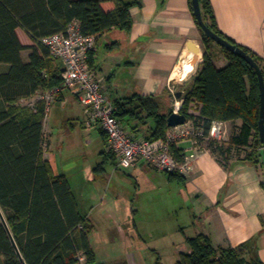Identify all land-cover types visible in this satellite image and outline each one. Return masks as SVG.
<instances>
[{"label": "trees", "instance_id": "1", "mask_svg": "<svg viewBox=\"0 0 264 264\" xmlns=\"http://www.w3.org/2000/svg\"><path fill=\"white\" fill-rule=\"evenodd\" d=\"M198 2L203 24L249 55L264 81V58L223 35L210 1ZM134 4L125 0H0V210L23 264H78L79 254L89 264L95 262L88 240L93 226L79 214L66 177L54 174L43 158L44 103H21L37 93L62 88V67L41 40L64 32L74 21L83 35L96 39L113 29L129 32L130 9ZM195 22L201 34L202 59L191 83L182 91L178 113L206 133L213 121H240L239 127H232L226 144L208 140L201 145L224 168L231 151L244 152L243 160L257 165L262 152L257 74L243 59L217 46ZM18 29L33 46L20 43ZM25 50L30 51L26 62L21 57ZM218 55L226 61L222 68L215 66ZM192 104H196V116L189 114ZM113 105L114 116L132 138L137 139L138 123L145 125L151 121L154 128L144 139H164L169 129L166 119L172 112L162 114L154 98L135 94ZM101 134L106 140L105 134ZM172 154L178 161L183 160L180 151L172 149ZM106 157L114 160L109 151ZM260 164L263 166L262 159ZM167 176L169 180L181 181L180 175ZM186 245L189 251L179 253L175 264H264L257 257L253 240L236 249H215L206 236L198 235L187 238ZM0 264H22L1 222Z\"/></svg>", "mask_w": 264, "mask_h": 264}, {"label": "crops", "instance_id": "2", "mask_svg": "<svg viewBox=\"0 0 264 264\" xmlns=\"http://www.w3.org/2000/svg\"><path fill=\"white\" fill-rule=\"evenodd\" d=\"M125 1L135 3L130 9V31L113 29L96 39L90 71L95 79L101 81L102 92L112 103L137 94L154 98L159 109L160 104H166L167 109L162 114L174 113L175 103L182 105V96L176 99L175 94L180 92L182 95L202 59L201 34L191 0ZM209 1L221 33L264 58V0ZM16 34L24 47L33 46L22 30H16ZM188 42L196 46V61L191 60ZM29 53V50L21 53L24 62ZM225 65L226 61L218 56L215 66L222 68ZM43 93H37L21 103L34 105ZM195 105L192 104L189 110V114L194 116L198 115ZM50 107L56 113L62 111L67 116L62 127L68 126L69 130L74 131L79 126L86 132L94 130L100 135L102 148L99 162L72 164L59 170L55 158L63 153L66 143L73 144V135L59 132L54 138L52 120L55 113L51 117L46 115L43 123V158L50 163L54 174L66 177L79 214L93 226L88 240L95 258L94 264H156L158 259L150 258L143 251L140 241L133 239L134 236L141 237L137 228L130 232L121 226L120 219L124 214L133 216L136 209H126L123 213L117 210L116 205L113 206L106 192H99L97 185L107 184L104 165L110 162L118 167L120 163L115 157L114 160L106 157L107 141L101 134L102 130L87 126V110L80 102V94L62 86L58 98ZM150 122L147 121L143 128L138 123L137 139L150 135L154 128L153 122ZM224 124L226 140L221 144L228 142L232 127H239L241 122ZM173 149L180 151L183 157L194 155L188 159L190 170L187 175H180L181 181L169 180L167 176L169 184L176 182L181 185L179 194L182 203L191 210L190 219L196 222L190 224L193 237L206 236L215 249H236L253 240L257 257L264 263V171L261 159L257 165H253L243 160V156L234 157V151H231L224 168L203 144L193 149L190 142L184 141ZM68 150L72 151L71 148ZM138 167L155 170L145 163L126 168L135 171ZM186 239L183 237L181 240L183 253L189 251ZM110 249L113 254L108 256ZM126 252L129 256L123 259Z\"/></svg>", "mask_w": 264, "mask_h": 264}, {"label": "rangeland", "instance_id": "3", "mask_svg": "<svg viewBox=\"0 0 264 264\" xmlns=\"http://www.w3.org/2000/svg\"><path fill=\"white\" fill-rule=\"evenodd\" d=\"M57 64L60 65L61 63L58 61ZM43 103L45 116L51 117L55 113L52 120L54 138L59 132L72 133L73 135V144L66 143L63 146V153L58 154L55 158V164L59 170L63 166H72V164L77 166L80 164L90 165L95 161L99 162L102 143L98 132L93 130L89 133L80 129L79 126L74 131L69 130L68 126L62 127V124L67 121V116L62 111L56 113L54 108L50 107L52 103L48 111L45 102ZM166 109V104H160L161 113ZM140 126L143 128L145 125ZM70 148L72 151L68 150ZM232 155L244 157L245 153L240 151ZM261 159L263 162L262 152ZM127 166L126 164H119L118 168L107 162L104 165V177L107 179V184L99 183L97 185L100 187L99 192L100 194L106 192L107 198L112 200L113 206L116 205L117 210H121L123 213L126 209H136L133 216L124 214L122 219L119 218L121 226L130 232L135 227L137 228L141 237L134 236L133 239L140 241L143 251H146L150 258L158 259L161 264H175L178 254L184 252L181 249L183 245L181 240L183 237L192 238L194 236L190 224L196 223L190 219L191 210L182 203L179 194L181 185L176 182L169 184L165 173L139 167L134 171L131 168H126ZM261 167L264 171V163ZM67 175L70 178V175ZM107 252L108 256L113 254L111 249ZM127 253L123 254V259H127L129 256Z\"/></svg>", "mask_w": 264, "mask_h": 264}, {"label": "built area", "instance_id": "4", "mask_svg": "<svg viewBox=\"0 0 264 264\" xmlns=\"http://www.w3.org/2000/svg\"><path fill=\"white\" fill-rule=\"evenodd\" d=\"M96 38L83 35L79 24L72 22L62 33L44 37V45L51 57L57 59L64 69L62 86L80 94V102L87 110V126H96L106 136L107 149L120 164L135 166L138 163L150 165L156 171L165 174L187 175L190 170L188 159L178 161L172 149L181 142L188 141L193 149H197L204 141L218 144L226 140V126L223 122L213 121L207 131L197 127L191 121L175 128H169L164 139H134L123 128L114 116L115 106L103 94L101 81L92 75L88 60L94 50ZM61 89L55 88L39 95V101L45 102L47 110L59 96ZM32 106V105H31ZM174 113H178L181 105L176 102ZM78 264H89L84 255L77 256Z\"/></svg>", "mask_w": 264, "mask_h": 264}, {"label": "water", "instance_id": "5", "mask_svg": "<svg viewBox=\"0 0 264 264\" xmlns=\"http://www.w3.org/2000/svg\"><path fill=\"white\" fill-rule=\"evenodd\" d=\"M192 3V9L193 14L195 16V19L197 21V24L201 31L206 35L210 40H212L217 46L229 51L230 53L238 56L239 58L243 59L250 67L254 69V71L257 74V79L259 83V90H260V113H259V122H258V133H259V139L262 143V158L264 163V81L263 76L261 74V71L257 64L253 61V59L247 55L244 51H242L239 47L235 45L229 44L227 41L221 39L219 36L211 32L204 24L201 18V13L199 9V2L198 0H191ZM187 49L190 54L191 60L196 61V46L192 42L187 43ZM64 69L61 70V73H63ZM181 93L177 92L175 94L176 99H180ZM187 122V118L185 115L179 114V113H172L169 115L166 119V124L168 128H175L177 126L184 125ZM0 222L3 225L7 236L10 240V243L12 245V248L14 249L17 258L19 261L23 264L21 255L13 241V238L11 236V233L7 227L6 221L1 213L0 210Z\"/></svg>", "mask_w": 264, "mask_h": 264}]
</instances>
